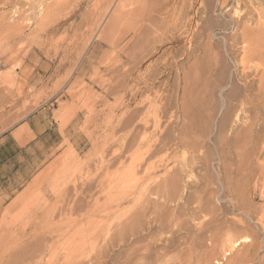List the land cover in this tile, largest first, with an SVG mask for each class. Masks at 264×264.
Segmentation results:
<instances>
[{
	"label": "rangeland",
	"instance_id": "rangeland-1",
	"mask_svg": "<svg viewBox=\"0 0 264 264\" xmlns=\"http://www.w3.org/2000/svg\"><path fill=\"white\" fill-rule=\"evenodd\" d=\"M3 1L0 137L38 124L42 168L0 212V264L42 240L29 264H116L124 230L152 264H264L257 149L234 112L220 129L241 29L264 19L237 0Z\"/></svg>",
	"mask_w": 264,
	"mask_h": 264
},
{
	"label": "bare ground",
	"instance_id": "bare-ground-1",
	"mask_svg": "<svg viewBox=\"0 0 264 264\" xmlns=\"http://www.w3.org/2000/svg\"><path fill=\"white\" fill-rule=\"evenodd\" d=\"M119 2H120V0H119ZM118 6H121V5H118ZM123 7H125V5H123ZM238 7L244 13V16L248 15V17H250L249 14L251 13V9H254V12L257 15V18L255 19V21H257L258 19L259 20L264 19V0H237L236 1V8H238ZM115 8L117 9V6H115ZM119 10H120V8H119ZM119 10L117 9V12ZM118 14H119V12H118ZM117 15H116V17H118ZM120 15L121 14H119V16ZM250 15L252 16V14H250ZM116 17L112 14V17H110V19L106 23L104 31H108V33H111L113 31V29L115 27V21L117 20V19L115 20ZM119 18L120 17H118V20H119ZM158 23H160V22H158ZM258 23L260 24V22H258ZM234 29H236V28H234ZM241 30H243V31H241L242 32V41L241 42L243 44L246 43L244 45L246 47H243V49H242L243 51L239 50L241 53L243 52V55H241L239 57L240 58V60L238 59L239 62L237 64L235 63L237 66H235V65H234L235 67L233 66L235 68V74H234L236 76L235 78H237L238 83L240 82V85H239V87H237L236 84L235 85L233 84L234 86L232 85L233 87L229 88L230 90L228 92H226V96H225L226 99L225 98L224 99L228 100V101L233 100L235 102L232 101L234 103L233 104L234 106H232V109L228 108L226 110V112L223 114V116L220 120V129H224L226 123L228 122L230 116L232 115V112H234V114H233L234 115V117H233L234 121L233 122L242 124L241 128H242V131L244 132V134L246 135V139H247L246 141L248 142V145H250V146L253 145V147L257 149V153H256L257 155L255 154V156H254L256 159V165H255V168H254L255 170H254V174H253V178H255L253 186L255 187V184L258 183V185L261 189V192H262L261 198H262V201H264V35H263L264 33L261 34V35H263V36H261L259 34L255 35L253 32L251 33V31L249 32V30H252V29H249L247 31L246 29L243 28ZM257 32H260V31L257 30ZM240 35L241 34H239V38H240ZM237 42H238V39H237ZM242 46L243 45L241 44L240 48H242ZM233 72H234V69H233ZM124 86L125 85L118 84L115 87H113V89H111L109 91L119 92ZM226 87H223V88H226ZM239 92H241L242 95L239 96L238 95ZM231 103H229L228 105H231ZM128 123L129 122L126 121V122H124L123 125L126 126V124H128ZM256 146H258V147H256ZM108 187H109V185H108ZM218 231H216L212 235L209 234L206 237H203L202 241H207V243L210 246H212V247L214 246V248H215V245H217L216 244V236H217V233H219ZM116 237L119 238L120 244H118V246L121 247V249H122L121 252L118 254L119 259L116 258L117 259L116 264H148V262H150L152 260L148 254V251L150 248L145 247V246H147V243L143 244V245H145V246H143L145 248V250H142L143 252L140 253L141 249L143 247L140 245L139 242H141V241H139V239L136 237V234L133 233V230H130V231L124 230L120 234L118 233L116 235ZM115 238H114V236H113V238H111L110 244L113 243L112 239H115ZM40 241L41 240H39V242ZM42 242H43V240L40 243L43 244ZM45 242H47V241L45 240ZM41 244H40V246H38V244L36 246V244H35L34 246L36 248L34 247L35 248L34 250L33 249L31 250V247H30V250L32 252L24 253L25 251L22 250L23 253L14 257L13 259H12V256H9V257H11V258H9L11 260V262L10 263L5 262V263L6 264H17V263L12 262V261L18 260V258L20 259L18 261H20L21 264H23L22 261L25 258L28 259L27 262L31 261L30 263H32L33 261H35V260H33L35 257H41L40 255L42 254V251L44 249V246H41ZM29 246H31V245H29ZM220 246H221V250L222 249L225 250L227 248V247L224 248L222 245H220ZM32 247H33V244H32ZM224 250H222V251H224ZM149 253H151V252H149ZM226 254L228 255V253H226ZM151 255H152V253H151ZM20 257L24 258V259L21 261ZM158 257L159 256L155 257V261L159 259ZM10 260H8V261H10ZM153 261L154 260H152L151 264L153 263ZM27 262H25V263H27ZM28 264H29V262H28ZM36 264H37V262H36Z\"/></svg>",
	"mask_w": 264,
	"mask_h": 264
},
{
	"label": "crops",
	"instance_id": "crops-1",
	"mask_svg": "<svg viewBox=\"0 0 264 264\" xmlns=\"http://www.w3.org/2000/svg\"><path fill=\"white\" fill-rule=\"evenodd\" d=\"M25 125V126H24ZM21 125L31 130L29 123ZM8 132L0 137V212L36 177L42 168L40 142L36 141L40 130ZM40 125V124H39ZM27 127V128H25Z\"/></svg>",
	"mask_w": 264,
	"mask_h": 264
}]
</instances>
